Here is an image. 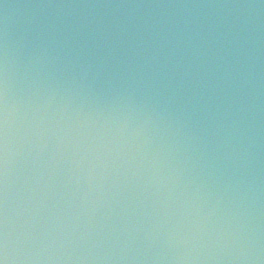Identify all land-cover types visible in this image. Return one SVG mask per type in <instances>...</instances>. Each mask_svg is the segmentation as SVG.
Listing matches in <instances>:
<instances>
[{
    "label": "water",
    "instance_id": "1",
    "mask_svg": "<svg viewBox=\"0 0 264 264\" xmlns=\"http://www.w3.org/2000/svg\"><path fill=\"white\" fill-rule=\"evenodd\" d=\"M175 22L176 0H0L6 264H172Z\"/></svg>",
    "mask_w": 264,
    "mask_h": 264
},
{
    "label": "clouds",
    "instance_id": "2",
    "mask_svg": "<svg viewBox=\"0 0 264 264\" xmlns=\"http://www.w3.org/2000/svg\"><path fill=\"white\" fill-rule=\"evenodd\" d=\"M0 264H6V260L5 259H0Z\"/></svg>",
    "mask_w": 264,
    "mask_h": 264
}]
</instances>
